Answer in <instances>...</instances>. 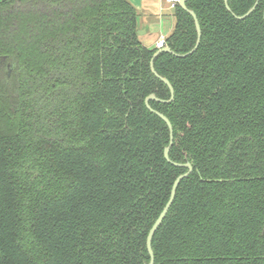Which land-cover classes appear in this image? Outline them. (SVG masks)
Returning a JSON list of instances; mask_svg holds the SVG:
<instances>
[{"label":"trees","instance_id":"1","mask_svg":"<svg viewBox=\"0 0 264 264\" xmlns=\"http://www.w3.org/2000/svg\"><path fill=\"white\" fill-rule=\"evenodd\" d=\"M188 0L150 101L192 172L153 264H264V0ZM165 38L190 51L177 3ZM128 0L0 1V264H147L187 169Z\"/></svg>","mask_w":264,"mask_h":264},{"label":"water","instance_id":"2","mask_svg":"<svg viewBox=\"0 0 264 264\" xmlns=\"http://www.w3.org/2000/svg\"><path fill=\"white\" fill-rule=\"evenodd\" d=\"M188 0H177V4L183 9L185 10L187 13H189L191 15V17L193 18V21H194V25H195V29H196V33H197V37H196V41H195V44L193 46V48L186 52V53H183V54H178V53H174L170 47L168 45H165L161 48H158L152 58H151V62H150V67H151V71L153 72V74L158 77L169 89L170 91V98L169 100H160L158 99L155 94H150L149 96H147L145 98V105L147 107V109H149L151 112H153L154 114H156L158 117H160L167 125L168 129H169V143L168 145L164 148V157L167 161L171 162L170 159H169V150L172 146V143H173V129H172V126H171V123L170 121L168 120V118L161 112H158L157 110H154L150 107L149 105V102L150 101H160V102H169L173 99L174 97V90H173V87L172 85L170 84V82L168 81L167 78L165 77H162L161 75H159L155 69H154V65H153V61L155 59V57L160 54V53H171L177 57H185L191 53H193L195 51V49L198 47V44L200 42V37H201V30H200V26H199V22H198V19L194 13L193 10L189 9L187 6H186V2ZM224 3H225V6L227 8V10L230 11L228 5H227V0H224ZM258 3V0L255 1V3L243 14V15H240V16H236L235 17L237 19H244L246 17H248L255 9L256 5ZM263 18H264V14H263ZM145 31L143 29H138L137 30V35L138 36H141ZM173 165L175 166H178V167H184L186 168L187 170L184 172V173H181L179 174L176 179L174 180L173 182V185L171 187V191H170V196H169V199L167 200L166 204L164 205V207L162 208L161 212L159 213L158 217L155 219V221L153 222L151 228L149 229L148 231V234H147V238H146V246H147V251H148V255H149V262L147 264H153L154 263V253H153V250H152V247H151V243H152V239H153V236L155 234V232L157 231L158 227L161 225L163 219L165 218L173 200H174V197H175V194H176V188L177 186L179 185L180 181L182 179H184L185 177L189 176L192 172V165L190 163H185V164H180V163H176V162H171Z\"/></svg>","mask_w":264,"mask_h":264},{"label":"crops","instance_id":"3","mask_svg":"<svg viewBox=\"0 0 264 264\" xmlns=\"http://www.w3.org/2000/svg\"><path fill=\"white\" fill-rule=\"evenodd\" d=\"M1 1V0H0ZM139 14V28L145 32L139 36L146 47L153 49L155 43L165 39L173 31L175 18L173 6L168 0H128Z\"/></svg>","mask_w":264,"mask_h":264},{"label":"built area","instance_id":"4","mask_svg":"<svg viewBox=\"0 0 264 264\" xmlns=\"http://www.w3.org/2000/svg\"><path fill=\"white\" fill-rule=\"evenodd\" d=\"M171 5L174 7V5L177 3V0H168ZM164 44V39L160 38L156 43H155V48H160Z\"/></svg>","mask_w":264,"mask_h":264},{"label":"flooded vegetation","instance_id":"5","mask_svg":"<svg viewBox=\"0 0 264 264\" xmlns=\"http://www.w3.org/2000/svg\"><path fill=\"white\" fill-rule=\"evenodd\" d=\"M165 45H166V44H165V39H164V44H163V46H165ZM163 46H162V47H163ZM160 48H161V47H160ZM154 49H156V50H157L158 48H154Z\"/></svg>","mask_w":264,"mask_h":264}]
</instances>
